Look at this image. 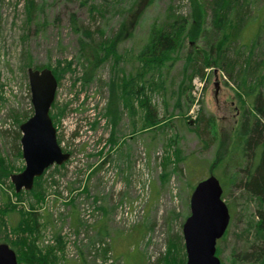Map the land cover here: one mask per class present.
Masks as SVG:
<instances>
[{
    "label": "rangeland",
    "instance_id": "374dc122",
    "mask_svg": "<svg viewBox=\"0 0 264 264\" xmlns=\"http://www.w3.org/2000/svg\"><path fill=\"white\" fill-rule=\"evenodd\" d=\"M252 1L33 0L38 8L29 19L27 0H0V206L9 200L17 209L0 212V242L21 239L23 263L10 246L17 264L31 263L30 245L57 264L185 263L190 193L209 174L220 179L230 214L216 255L221 264H255L241 259L264 247L254 228L264 203L243 187L238 170L249 159L218 162L230 154L244 109L250 124L264 129V113L249 100L258 94L264 105V0ZM182 17L193 39L184 35L159 79L147 74L163 83L146 90L155 124L144 121L136 102L132 115L124 109L112 121L111 79L136 74L150 31ZM117 35V67L111 57L84 82L83 51ZM203 57L214 63L204 65ZM34 66L58 75L50 114L70 155L47 167L33 191L15 195L9 176L24 167L18 120L33 113L26 70ZM17 211L31 229L12 231Z\"/></svg>",
    "mask_w": 264,
    "mask_h": 264
},
{
    "label": "trees",
    "instance_id": "16d2710c",
    "mask_svg": "<svg viewBox=\"0 0 264 264\" xmlns=\"http://www.w3.org/2000/svg\"><path fill=\"white\" fill-rule=\"evenodd\" d=\"M249 3H252V0H248ZM28 2V11H29V19L32 18L34 11L38 8L37 4L33 2V0H27ZM31 10V11H30ZM76 17L74 14L71 15V19L73 24H76ZM183 18V17H182ZM185 18L177 20L174 19L173 22L168 27H162V28H153V30L150 31L147 42L141 47L137 54V58L140 62V70L136 72V74H132L127 78H123L122 81L118 80L117 75L111 79L109 83V87L111 90V97L110 102L108 105V116L109 118L114 121L118 122L120 120V115L122 112H124V109L126 112H128L130 115L133 113L134 109V103H137V106L140 107V110L144 113V121L148 122L149 125H152L155 120L153 113L150 110L151 106V100L149 96L146 94V90H152V89H160L163 85V83H160L159 81L154 80L152 76H147L149 71L153 72V75H158L157 79H159V71L161 67L163 66L164 62L170 60L171 53L178 50L183 42V39L185 38L184 35H189L188 39H193L192 32L189 31V25ZM249 21V20H248ZM246 22L247 24L249 22ZM227 24V21H225ZM229 24V23H228ZM227 24V25H228ZM229 27V25H228ZM235 28V27H234ZM76 29V28H75ZM183 35L181 36V34ZM118 34V33H117ZM118 36L114 38L113 41H109L110 43H106L104 40L96 45V47H92V49L84 50L83 51V57L85 61L88 62L84 65V71L81 75V79L84 82H89L93 76L94 71H96L99 66L105 62L107 59L113 57V68H116L120 59L121 55L117 53L115 45L117 44ZM258 33L256 32L253 37H249V44L248 46H253L257 40ZM214 48V46L211 45V50ZM208 57V56H207ZM203 63L204 65H210L211 63H214L212 59H208L206 57H203ZM218 63V62H217ZM44 66H34V68H41ZM55 77H58L57 73L52 70ZM139 82V86L134 89V81ZM108 86V83H107ZM119 87V88H118ZM119 89V94H118ZM250 104L252 105V110H256L259 113H264V105L260 103L259 95H250ZM121 108V109H120ZM245 112V113H244ZM250 115L251 110L244 109L243 115L244 118L240 122V124L236 127L234 131V141L232 142L231 148L228 152V157H226L225 161L224 158H221L218 162L219 165L222 163H232V158H237L239 156V160L241 158L245 157L247 160L249 159L248 164L244 163L245 165H242L238 168L240 172H243V177L241 178L243 187L252 193H255L256 195H259L262 198V202L264 203V129L258 126V124L254 121L249 122V118L247 117L248 114ZM26 119L27 116H24ZM50 117L54 123V116L50 114ZM18 120V123L23 121ZM155 124V123H154ZM115 125V124H114ZM195 130V129H194ZM202 132L208 133L207 129H202ZM198 133H201L198 131ZM248 152V153H247ZM231 158V159H230ZM236 173V172H235ZM42 175V174H41ZM40 176L34 178L33 186L26 191H33L36 180L39 179ZM235 175V174H234ZM237 177H233L232 182H236ZM22 191V190H20ZM19 191V192H20ZM19 192H15V195H18ZM41 196L40 194H38ZM16 207L14 204H11L9 200L4 201L2 206H0V212L2 214L7 215L11 211H15ZM17 210V209H16ZM19 214V219L17 223L12 226L13 232H18L19 230H28L27 228H30V226L24 221V217L19 211H17ZM259 220L255 224L254 228L256 233L259 235L260 238H264V212L263 210L258 211L257 213ZM36 221V219H35ZM31 229V228H30ZM227 232V229L225 231V234ZM6 236V235H5ZM7 241H9L10 246L14 247L17 253V259L18 263H23V252L21 250V239L18 240H11L5 237ZM181 238V237H180ZM264 242V241H263ZM175 243V242H173ZM176 244V243H175ZM177 245V244H176ZM31 249V256L30 264H57L55 260H52L48 258V255L45 253H42L40 251H34L36 250L35 247L30 245ZM244 252V251H243ZM249 252V251H248ZM18 253L19 256H18ZM237 257V256H236ZM251 257V258H250ZM241 258V257H240ZM250 258V260L253 261L255 264H264V247L261 246L260 248L254 249V252L252 254H243V257L241 259H247ZM180 264H185L181 260Z\"/></svg>",
    "mask_w": 264,
    "mask_h": 264
},
{
    "label": "water",
    "instance_id": "95a60500",
    "mask_svg": "<svg viewBox=\"0 0 264 264\" xmlns=\"http://www.w3.org/2000/svg\"><path fill=\"white\" fill-rule=\"evenodd\" d=\"M30 102L33 113L19 124L21 156L24 167L9 178L15 192L29 190L35 177L52 164L69 157L57 142L49 114L57 88L51 69L27 67ZM222 187L214 174L195 183L189 198V214L182 223L185 264H221L216 255V241L225 232L229 210L222 197ZM0 264H17L15 251L0 242Z\"/></svg>",
    "mask_w": 264,
    "mask_h": 264
}]
</instances>
